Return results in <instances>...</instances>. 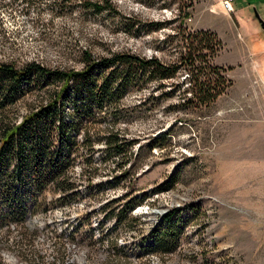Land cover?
<instances>
[{"label":"rangeland","instance_id":"1","mask_svg":"<svg viewBox=\"0 0 264 264\" xmlns=\"http://www.w3.org/2000/svg\"><path fill=\"white\" fill-rule=\"evenodd\" d=\"M54 1L40 0L41 6L26 10L23 0H2L0 62L81 69L85 49L96 57L118 51L150 56L182 21L188 29L217 33L223 49L213 63L227 70L233 86L208 108L178 105L180 91L161 99L151 86L126 94L120 105L96 110L99 117L90 126L95 140L116 124L127 138L144 146L135 161L138 173L131 170L116 181L118 158L107 154L104 144L82 149L70 173L80 197L60 206L51 202L48 192L50 209L29 212L27 227L15 220L0 222L1 260L264 264V0H236L237 14L231 16L221 0H198L186 6L185 17H178L182 0H111L112 7L101 13L78 0L59 13ZM157 22H167L166 27L158 29ZM158 55L169 60L174 52L167 49ZM182 81L181 76L170 80L166 90ZM56 87L30 91L8 114L20 119ZM169 129L170 146L150 151V139ZM89 172L94 175L92 186L87 185ZM126 192L130 194L121 202L112 201ZM141 195L148 198L143 206L118 213L119 208L126 210L130 198ZM178 202L186 204L173 217L171 237L177 239L162 247L156 239L167 230L162 213ZM27 206L30 210L32 202Z\"/></svg>","mask_w":264,"mask_h":264},{"label":"trees","instance_id":"2","mask_svg":"<svg viewBox=\"0 0 264 264\" xmlns=\"http://www.w3.org/2000/svg\"><path fill=\"white\" fill-rule=\"evenodd\" d=\"M23 1L26 10L41 6L40 0ZM73 1L55 0L53 7L63 13L65 5ZM78 1L96 13L112 7L111 0ZM182 1L178 17L189 15L185 12L186 6L193 7L198 0ZM14 2L16 0L11 3ZM3 6L0 0V8ZM166 23L157 22V28H165ZM161 43L162 46H157L150 56L118 51L96 57L85 49L81 55V69L50 68L39 62H29L23 66L0 62L1 223L15 220L26 226L29 212L34 213L39 208L44 211L50 209L46 202L48 192L53 195L51 202L60 206L77 200L81 195L80 190L70 173L79 152L94 149L97 142L105 145L107 154L118 158L116 169L120 175L113 176V179L120 181L131 170L138 173L135 161L144 146L135 138H127L125 131L116 124L95 140L90 126L99 117L96 110L120 105L126 94L151 86H154L153 91H159L158 97L161 99H168L180 91L182 96L178 105H189L193 109L208 108L233 86L227 70L213 63L223 49V42L217 33L204 29L191 30L180 21L177 27L164 35ZM167 49L174 52V57L169 60L158 55ZM180 76L184 81L171 83L166 90L167 82ZM48 85L57 87L30 105L20 119L8 114L7 110L20 98ZM187 94L191 96L187 97ZM114 116L119 118V113L115 112ZM171 133L169 129L153 136L148 149L151 151L170 146ZM137 143L138 152L135 153ZM86 162L92 171L90 159L87 158ZM89 173L87 185L92 186L94 175ZM170 189L168 187L164 191ZM129 194L126 192L112 201L119 203ZM147 199L145 195L132 197L126 202L128 205L124 204L127 205L126 210L119 208L118 213L123 215L125 211H133ZM29 202H32L30 210L27 206ZM179 210L181 208H173L162 215V224H168L167 230L156 236L158 245L166 247L170 239H177L171 236L176 226L173 217ZM0 264H5L1 258Z\"/></svg>","mask_w":264,"mask_h":264},{"label":"built area","instance_id":"3","mask_svg":"<svg viewBox=\"0 0 264 264\" xmlns=\"http://www.w3.org/2000/svg\"><path fill=\"white\" fill-rule=\"evenodd\" d=\"M235 2H236V0H221L223 10L229 16H231L232 14H234V15L237 14V10L235 9ZM210 199H211V201H217L214 198H210ZM185 204L186 203L178 202V203L175 204V206H171L169 209H166L165 212H167V211H169L170 209H173V208H182ZM164 213H162V214H164Z\"/></svg>","mask_w":264,"mask_h":264},{"label":"water","instance_id":"4","mask_svg":"<svg viewBox=\"0 0 264 264\" xmlns=\"http://www.w3.org/2000/svg\"><path fill=\"white\" fill-rule=\"evenodd\" d=\"M263 26H264V24H263Z\"/></svg>","mask_w":264,"mask_h":264}]
</instances>
